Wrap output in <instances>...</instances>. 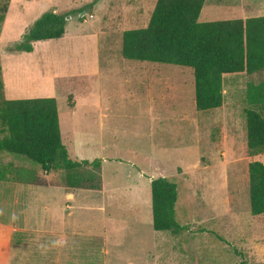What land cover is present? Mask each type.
<instances>
[{"label": "rangeland", "instance_id": "obj_1", "mask_svg": "<svg viewBox=\"0 0 264 264\" xmlns=\"http://www.w3.org/2000/svg\"><path fill=\"white\" fill-rule=\"evenodd\" d=\"M91 1L20 0L13 5L4 30V20L0 21V65L7 62V47L20 41L41 12H66ZM155 2L98 0L84 12L67 16L64 38L36 42V54L24 59H35L39 74L69 75L56 80L62 141L73 159H100L101 166L95 170L101 189L92 190L82 202L76 198L75 203H65L75 192L64 185L63 171L44 173L32 160L0 152V163H10L12 170L10 180L0 181V222L7 224L0 238V264H126L129 258L136 264H165L170 258L177 264H264V213H250L248 181L249 162L264 163V151L248 153L245 127L246 108L264 115V106L246 100L247 84L263 81L264 70L225 74L223 104L197 110L192 68L130 60L120 53L122 31L144 27ZM3 3L0 0V18L7 14V9L1 10ZM243 7L249 16L264 15V0H206L198 19L240 17L234 14ZM96 32L101 64L110 68V75L90 74ZM18 73L19 80L31 75L24 65ZM68 96L70 107L77 106L68 123L79 132L73 131L72 139L66 137L71 128L65 127ZM81 170L91 172L92 167ZM158 176L177 184L175 218L188 226L192 237L185 246L184 240L175 238L177 233L151 235L153 228L145 225L146 237L132 242L138 250L135 257L124 254L125 244L117 252L109 246L108 256L105 217L119 215L126 219L127 228L135 223L132 211L145 205H127L126 199L138 189L147 191L151 208L147 181ZM43 185L63 187L61 205L55 203L56 187L47 194ZM148 218L152 221L151 212ZM15 231L20 232L17 242ZM129 231L123 239L128 243ZM151 237L158 245L153 259L144 252Z\"/></svg>", "mask_w": 264, "mask_h": 264}, {"label": "trees", "instance_id": "obj_2", "mask_svg": "<svg viewBox=\"0 0 264 264\" xmlns=\"http://www.w3.org/2000/svg\"><path fill=\"white\" fill-rule=\"evenodd\" d=\"M98 0L66 12H42L8 52L32 51L33 42L59 38L66 18L84 12ZM1 10L9 0H3ZM204 0H156L144 27L122 31L120 53L137 61L166 63L192 68L194 102L197 110L218 108L223 104V75L252 74L264 70V15L200 21ZM4 20V14L0 21ZM246 100L264 106V80L249 82ZM70 104V96H68ZM248 153L264 151V115L245 109ZM0 152L22 156L36 162L44 173L64 172V185L71 188L101 189L95 169L100 159H73L62 141L55 97L7 99L3 93L0 65ZM91 166V172L82 167ZM95 170V171H94ZM11 164L0 163V181L10 180ZM249 205L252 215L264 213V163L248 164ZM152 227L156 231L180 232L184 227L175 218L177 184L164 176L152 178ZM18 240L19 231L13 233ZM242 264V263H241Z\"/></svg>", "mask_w": 264, "mask_h": 264}, {"label": "crops", "instance_id": "obj_3", "mask_svg": "<svg viewBox=\"0 0 264 264\" xmlns=\"http://www.w3.org/2000/svg\"><path fill=\"white\" fill-rule=\"evenodd\" d=\"M205 1L206 0H204L203 6H202L203 9H201V10H204ZM18 3H20V0H9V4H8V8H7V14H6V16L4 18V22H3V24L5 26V27H3V30H4V28H6V25L10 21V12L13 8V5H17ZM234 4L237 5L238 3H234ZM239 4H240V6L245 5L244 3H242V4L239 3ZM233 6L231 8H235ZM53 10L57 11L56 9H53ZM206 10H207V7H206ZM243 10H244V12H243ZM246 11H247V9L245 7H243L242 11H239L240 14H234V15H237L240 17H233V18L249 17V15H247L245 13ZM57 12H59V11H57ZM230 12L233 13V10H231ZM64 36H65V32L61 37L53 38V39L64 38ZM98 38H99V33L96 32V44H95V48H94L95 60L93 61V63H94L93 73L90 72V74H93V75H99V74L101 75L102 74L104 76L106 74L110 75V73H109L110 68L101 64L100 52H99V47H98L99 46ZM48 40H50V39L34 41L32 51H29V52L16 51V52H10L8 54L7 62H6L7 65L4 63H2V65H1L3 93H4L5 98H7V99L34 98V97H55L56 103H57V110H58L59 126H60L61 109H60L59 104H58V96H57L58 90L56 87V80L59 77H69V75H56V72H53L51 75H43V73L39 74V73H37V69H36L37 62L35 59L31 58L33 61H24V59H27V57L29 59L31 56H34L36 54V46H35L36 42H38V41L48 42ZM107 61H110V57H107ZM21 65H24V67H26L31 72V75L30 76L26 75L24 80H22V79L19 80V78H21V75H19L18 72H19V68L21 67ZM85 74H89V73H85ZM78 75H83V74H78ZM70 76H72V75H70ZM68 106L69 107L71 106V101H70V104L68 103ZM68 110H69V108H68ZM76 110H77V106L74 108L70 107V111L65 110L64 114H67V116H68L67 126H65V127L71 128V126L70 127L68 126V123H69V125L71 124V117L76 113ZM65 117H66V115H65ZM106 117H108V115ZM102 126H104L103 122H102ZM102 130L103 129L100 128V124H99V130H97V131L100 133ZM73 131H74V129L71 128L70 132H67L66 137L68 136L69 139H72ZM60 132H61V138H62V127L61 126H60ZM74 133H79V132L77 130H75ZM99 145L103 149L104 144L100 142ZM150 181H151V179H149L147 182H150ZM43 186H45V188L43 190H45L47 192V194L51 193L50 187H54V188L56 187V186H51V185H47V186L43 185ZM52 190H54V189H52ZM91 191H92L91 189H83V188L73 189L72 192H75V193H72L71 198L66 199L65 203L70 202V201L75 203L76 198H79L82 202L84 200L83 198H85L91 194L90 193ZM56 192L59 195L58 198L55 197L56 201L60 198V196H62V194L66 193L62 186L61 187L57 186L55 191H54V194ZM76 192H80V194L77 196ZM140 192H141V190L138 189L135 192L134 197H129L130 199L129 198L126 199L127 205H132V206L145 205V207L143 209H135L134 211H132V213H134V217L136 218V221L133 224L132 223L128 224V226L131 228L126 227V222H127L126 219L120 217L119 215H110V216L105 217L104 222L106 225V231H105L103 237L105 240V242H104L105 243V252H106V254H108V256L111 254L110 249H113V251H114V248H116V252H117V251H119V246L125 244L124 254H129V257H135L133 253L138 252V250H137L136 246L132 245L133 240L137 241V239H139V241H142V239L144 237H146V230H145L144 226L145 225H146V227L148 226L149 229L152 227V221H150V219L148 218V217H150V212H151L149 199H148V192L147 191L143 192V193H140ZM44 197H45V195L43 194V198ZM104 198H105V196L102 199L103 203L105 201ZM56 201H55V203H58L59 205H61V203H59L60 202L59 200L57 202ZM52 204L55 205L54 203H52ZM48 205H50L49 201H48ZM5 225H7V224L0 222V238L2 235V231H4L3 229H4ZM180 225H182L184 228L180 232H178L179 234L177 233L178 236H177V234H175V238L177 240H179V239L184 240V245L186 246L187 238L192 237V233L189 232L190 229L188 228V226H186V224H180ZM108 227L110 228L109 230H108ZM126 229L132 230V232L129 231V232H131V235H130L131 242L130 243H128V241H126V240H123L125 237L124 232L126 231ZM153 230L152 229L149 230V233L151 235L155 234L154 232H157L156 230H154V231ZM159 232H162V231H159ZM150 242H151V245L148 248H146V250L144 252L149 259H151V258L153 259L155 256H157L158 245H157L156 238L151 237ZM109 246H111L110 249H109ZM139 246L141 248L145 249L144 245L143 246L139 245ZM132 259L133 258H129L128 261L126 262V264H136L135 262H133ZM107 264H112V262L111 263L107 262ZM151 264H157V263H151ZM165 264H177V263H174L172 261V259L170 258L169 260L166 261Z\"/></svg>", "mask_w": 264, "mask_h": 264}]
</instances>
